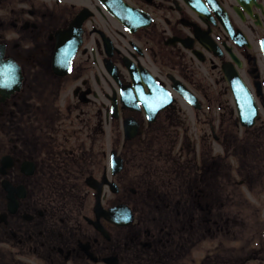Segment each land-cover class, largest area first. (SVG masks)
Instances as JSON below:
<instances>
[{"label":"flooded vegetation","instance_id":"af4514ba","mask_svg":"<svg viewBox=\"0 0 264 264\" xmlns=\"http://www.w3.org/2000/svg\"><path fill=\"white\" fill-rule=\"evenodd\" d=\"M249 139L264 0H0V264L247 263Z\"/></svg>","mask_w":264,"mask_h":264},{"label":"rangeland","instance_id":"374dc122","mask_svg":"<svg viewBox=\"0 0 264 264\" xmlns=\"http://www.w3.org/2000/svg\"><path fill=\"white\" fill-rule=\"evenodd\" d=\"M258 145L262 149L255 152V141L245 140L248 158L258 170L255 181L250 186L230 189L235 196L244 199L240 203L241 207L236 201L230 204L228 243L229 247L234 248L242 243L245 257L253 254L252 259L248 258L251 260L245 264H264V140L260 139ZM259 242L262 247H259ZM232 256L236 255L232 253Z\"/></svg>","mask_w":264,"mask_h":264},{"label":"water","instance_id":"95a60500","mask_svg":"<svg viewBox=\"0 0 264 264\" xmlns=\"http://www.w3.org/2000/svg\"><path fill=\"white\" fill-rule=\"evenodd\" d=\"M245 125L247 126H251L253 124V120L251 122H244ZM127 131V129H126ZM120 167H121V164H120ZM88 182L90 184V186L94 189H96V191H98L97 195H96V209H99V206L101 207V194H102V186H103V183L100 184L99 186L96 184L98 182H96L93 178H90L88 179ZM111 189H113V184H111Z\"/></svg>","mask_w":264,"mask_h":264}]
</instances>
